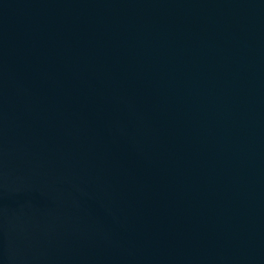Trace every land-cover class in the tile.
<instances>
[{
    "label": "water",
    "instance_id": "water-1",
    "mask_svg": "<svg viewBox=\"0 0 264 264\" xmlns=\"http://www.w3.org/2000/svg\"><path fill=\"white\" fill-rule=\"evenodd\" d=\"M191 116L264 230V0H96Z\"/></svg>",
    "mask_w": 264,
    "mask_h": 264
}]
</instances>
